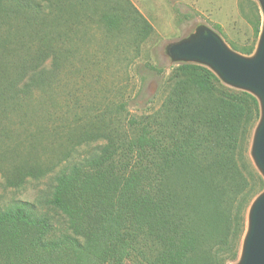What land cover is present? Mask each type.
<instances>
[{"label": "trees", "instance_id": "16d2710c", "mask_svg": "<svg viewBox=\"0 0 264 264\" xmlns=\"http://www.w3.org/2000/svg\"><path fill=\"white\" fill-rule=\"evenodd\" d=\"M52 6V0H0V20L27 24ZM104 19L119 29L120 17ZM140 19L137 33L144 38L151 26ZM259 32L260 20L254 38ZM38 40L11 69L0 57V104L30 106L34 94L52 89L62 49ZM165 85L155 110L127 118L123 101L89 115L55 162L7 179L16 186L58 168L47 194L0 208V264H228L238 258L247 211L264 189L249 156L259 102L193 63L177 65ZM113 119L125 120L123 130L112 127ZM96 141L95 150L76 159L78 146Z\"/></svg>", "mask_w": 264, "mask_h": 264}, {"label": "rangeland", "instance_id": "374dc122", "mask_svg": "<svg viewBox=\"0 0 264 264\" xmlns=\"http://www.w3.org/2000/svg\"><path fill=\"white\" fill-rule=\"evenodd\" d=\"M261 1L52 0V13L31 15L27 24L26 19L7 23L0 20V57L7 70L25 49L37 48L38 37L62 49L51 90L34 94L30 106L0 104V208L13 200L35 201L51 190L58 168L39 178L25 177L16 186L6 181L28 167L55 162L70 148L68 138L86 127L83 123L88 122L89 115L123 101L128 111L123 116L127 118H138L158 108L167 92L164 81L180 63L207 67L225 87L256 97L251 91L225 82L204 63L176 59L169 47L194 37L200 30H211L231 52L252 57L264 21ZM105 15L120 17L119 29L109 28ZM140 17L151 26L144 38L137 33L142 24ZM258 20L260 32L254 38ZM250 47L253 50L249 54L245 51ZM49 64L50 58L46 67ZM150 66L161 68L162 72L151 70ZM122 121L113 119L111 125L123 130ZM254 131L255 128L249 156L255 166L251 155ZM99 142L78 146L76 159L95 150ZM241 251L228 264H238Z\"/></svg>", "mask_w": 264, "mask_h": 264}, {"label": "water", "instance_id": "95a60500", "mask_svg": "<svg viewBox=\"0 0 264 264\" xmlns=\"http://www.w3.org/2000/svg\"><path fill=\"white\" fill-rule=\"evenodd\" d=\"M264 12V0L261 1ZM169 53L179 60H194L208 65L225 82L254 93L260 107L251 155L264 177V21L258 46L252 57L231 52L211 30H200L188 40L172 43ZM238 264H264V190L248 211L247 228Z\"/></svg>", "mask_w": 264, "mask_h": 264}]
</instances>
